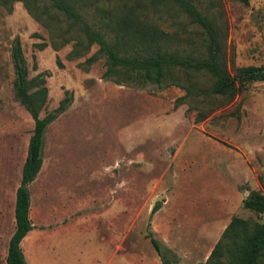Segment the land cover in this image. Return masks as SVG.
<instances>
[{
    "label": "rangeland",
    "instance_id": "374dc122",
    "mask_svg": "<svg viewBox=\"0 0 264 264\" xmlns=\"http://www.w3.org/2000/svg\"><path fill=\"white\" fill-rule=\"evenodd\" d=\"M33 1L54 14L47 0H0V264L34 127L14 87L16 38L27 78L45 88L39 116L69 98L45 129L42 166L28 185L32 264H201L233 218L247 232L264 222V213L241 204L250 189L264 194V80L217 92L209 72L177 67L161 86L107 80L98 46L73 22L37 21L26 7ZM97 1L103 13L90 20L101 24L135 5ZM192 1L217 31L231 74L264 67V0ZM148 10L146 21L165 30L173 48L205 55L206 35L188 14Z\"/></svg>",
    "mask_w": 264,
    "mask_h": 264
},
{
    "label": "trees",
    "instance_id": "16d2710c",
    "mask_svg": "<svg viewBox=\"0 0 264 264\" xmlns=\"http://www.w3.org/2000/svg\"><path fill=\"white\" fill-rule=\"evenodd\" d=\"M53 8V15L60 22L69 21L76 24L89 42L98 46L107 61L103 77L116 83L134 79L135 81H152L161 86L167 73L174 67L183 70L207 71L215 80L217 92H225L237 84L243 85L252 81L264 80V67L243 66L231 74L226 66L224 48L217 31L201 14L192 0H135V5L129 7L128 13L117 15L112 24L109 19L104 24L93 23L91 17L97 19L103 13L93 0H47ZM103 3V2H101ZM33 1L26 5L30 14L39 22L46 24L45 19H53V15L46 9L38 10ZM161 6H176L188 14L198 23L205 37V55L193 57L183 55L180 49L173 48L169 34L146 21L149 16L148 8L152 11ZM131 14V15H127ZM108 15V14H107ZM99 20H104L101 16ZM13 65L16 72L14 87L20 102L25 106L34 120V127L30 136L27 154L23 164L20 184L15 193V230L9 239L6 254L7 264H28L21 249V241L32 230L29 218L30 194L28 185L38 174L42 166L44 133L46 127L62 113L69 104V98L61 101L55 111L40 117L39 112L46 99L45 88L41 81L27 78L22 49L18 38L12 49ZM121 75L124 80L117 78ZM136 83V82H134ZM36 88L34 91L31 90ZM159 204L153 206L154 212ZM244 209L264 213V194L250 189L242 200ZM151 243L163 259L161 245L151 235ZM227 241H223L224 239ZM240 239L236 247V240ZM233 251L226 255L228 251ZM236 247V248H235ZM264 251V222L256 224L250 231H246L245 221L233 218L226 227L222 240L217 242L208 258L201 264H260ZM226 252V253H225ZM165 263V262H164Z\"/></svg>",
    "mask_w": 264,
    "mask_h": 264
},
{
    "label": "crops",
    "instance_id": "0c3cea01",
    "mask_svg": "<svg viewBox=\"0 0 264 264\" xmlns=\"http://www.w3.org/2000/svg\"><path fill=\"white\" fill-rule=\"evenodd\" d=\"M247 194H248V192H247ZM246 194V195H247ZM243 200V199H242ZM241 204H242V202H241ZM27 236V235H26ZM24 240H25V237L23 238V240L21 241V249H22V252H23V254H24V256H25V259H26V261H27V263L28 264H32V261H31V259H29V256L27 255V253H26V251H25V243H24Z\"/></svg>",
    "mask_w": 264,
    "mask_h": 264
}]
</instances>
